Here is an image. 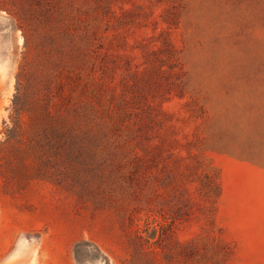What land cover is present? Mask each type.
Listing matches in <instances>:
<instances>
[{"label": "rangeland", "instance_id": "rangeland-1", "mask_svg": "<svg viewBox=\"0 0 264 264\" xmlns=\"http://www.w3.org/2000/svg\"><path fill=\"white\" fill-rule=\"evenodd\" d=\"M0 264H264V0H0Z\"/></svg>", "mask_w": 264, "mask_h": 264}]
</instances>
